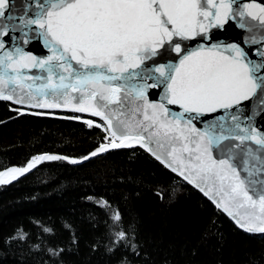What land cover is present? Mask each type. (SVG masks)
Returning <instances> with one entry per match:
<instances>
[{
  "label": "snow or ice",
  "instance_id": "obj_1",
  "mask_svg": "<svg viewBox=\"0 0 264 264\" xmlns=\"http://www.w3.org/2000/svg\"><path fill=\"white\" fill-rule=\"evenodd\" d=\"M230 21L241 40L218 38ZM33 40L47 54L26 50ZM0 100L20 105L18 115L69 109L77 114L64 119L104 133L87 155H34L0 171V184L42 161L79 164L139 146L238 229L264 234V0H0ZM173 192L154 194L170 201ZM99 203L114 222L108 250L132 257L118 264H148L119 208ZM214 236L223 239L213 217L200 239Z\"/></svg>",
  "mask_w": 264,
  "mask_h": 264
},
{
  "label": "trees",
  "instance_id": "obj_2",
  "mask_svg": "<svg viewBox=\"0 0 264 264\" xmlns=\"http://www.w3.org/2000/svg\"><path fill=\"white\" fill-rule=\"evenodd\" d=\"M15 105L0 100V171L23 166L43 153L79 158L102 142V130L76 115L28 108L18 115ZM84 118L99 120L85 114ZM79 164L44 162L7 184H0V264H118L126 249L109 251L111 209L119 208L151 257L148 264H264V234H249L211 202L136 146L111 150ZM175 177L177 183H172ZM174 189L161 201L157 187ZM215 218L222 241L202 242L201 232ZM197 249L193 256L191 250ZM51 249H62L54 256ZM142 264V262H141Z\"/></svg>",
  "mask_w": 264,
  "mask_h": 264
},
{
  "label": "water",
  "instance_id": "obj_3",
  "mask_svg": "<svg viewBox=\"0 0 264 264\" xmlns=\"http://www.w3.org/2000/svg\"><path fill=\"white\" fill-rule=\"evenodd\" d=\"M245 2H246V0H245ZM225 28H226V31L224 29L216 30L219 33V36H218L219 39H228V38H230L232 40L239 41V40H241L243 38V35L245 34L244 30L240 29L237 26L235 21H230L229 24L225 26ZM25 49L29 50V51H32L34 54H39V55L47 54V50L44 49L42 42H39V41H36V40H33V41H31L29 43V45H26ZM2 101H4V100H2ZM9 102H11V101H9ZM11 103L15 104L14 102H11ZM18 106H20V105H18ZM30 109H33V108H30ZM37 110H41V109H37ZM46 111H68V112H72L69 109H52V110H46ZM85 115L91 116L90 114H87V113H85ZM257 122H258V126L262 125V124H264V119H262L261 117H257ZM198 127H202V124L198 125ZM109 151H111V150H109ZM102 154H104V153H101L99 155H102ZM92 158H94V157H90L89 159H92ZM44 162H48V161H42L40 164H37L34 168L30 169L29 172H31L33 169H35L36 167H38L39 165H41ZM66 162L70 163L69 161H66ZM82 162H85V161H81L80 163H82ZM70 164H72V163H70ZM29 172H27V173H29ZM27 173H24L23 175H25Z\"/></svg>",
  "mask_w": 264,
  "mask_h": 264
},
{
  "label": "rangeland",
  "instance_id": "obj_4",
  "mask_svg": "<svg viewBox=\"0 0 264 264\" xmlns=\"http://www.w3.org/2000/svg\"><path fill=\"white\" fill-rule=\"evenodd\" d=\"M85 119H88V118H85Z\"/></svg>",
  "mask_w": 264,
  "mask_h": 264
}]
</instances>
